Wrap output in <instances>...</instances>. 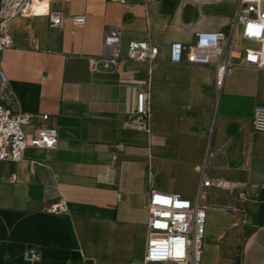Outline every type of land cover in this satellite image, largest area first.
<instances>
[{
  "label": "crops",
  "instance_id": "0c3cea01",
  "mask_svg": "<svg viewBox=\"0 0 264 264\" xmlns=\"http://www.w3.org/2000/svg\"><path fill=\"white\" fill-rule=\"evenodd\" d=\"M238 4L42 0L37 15H8L13 46L0 57L9 80L2 96L14 110L49 114L58 142L0 161V264L136 263L146 248L150 191L193 198L197 167L245 184L207 190L205 264H264V132L253 128L256 107H264V69L240 65L249 44L239 37L216 94L213 66L191 63L185 51L170 58L171 44L185 46L197 31H227ZM52 9L65 14L62 25H50ZM77 14L85 16L81 26L70 20ZM115 28L123 47L158 45L156 58L91 70L103 34ZM140 89L150 105L148 132L125 126Z\"/></svg>",
  "mask_w": 264,
  "mask_h": 264
},
{
  "label": "built area",
  "instance_id": "2783aa9c",
  "mask_svg": "<svg viewBox=\"0 0 264 264\" xmlns=\"http://www.w3.org/2000/svg\"><path fill=\"white\" fill-rule=\"evenodd\" d=\"M126 0H121L125 2ZM42 0H0V57L13 46L6 18L9 14L28 13L37 15ZM39 9V10H38ZM1 13L3 15L1 16ZM51 26L63 24L65 14L52 9L47 13ZM73 25L85 22L83 14L70 16ZM249 44L244 49L242 66L264 69V3L263 0H239L227 31L200 30L193 42L182 46H170V58L179 61L186 52L193 64L214 67V88L216 94L222 88L226 74L233 63L230 52L236 36ZM159 53L158 45L148 40H131L125 47L121 44L119 29L103 34L102 51L90 61V69H109L122 60L150 62ZM9 80L0 67V161H19L27 148L53 149L58 142L56 126L50 122L47 113L36 114L12 109L2 96L8 89ZM125 126L136 130L150 131V105L146 92L140 89L136 95L135 109L128 115ZM253 128L264 132V107L258 106L253 116ZM201 176L193 198L178 193L152 189L147 200L149 220L146 224L147 238L144 257L133 264H202L206 230V207L204 200L209 188L240 191L245 187L241 181L222 177H209L196 168ZM16 175H11L15 180Z\"/></svg>",
  "mask_w": 264,
  "mask_h": 264
},
{
  "label": "rangeland",
  "instance_id": "374dc122",
  "mask_svg": "<svg viewBox=\"0 0 264 264\" xmlns=\"http://www.w3.org/2000/svg\"><path fill=\"white\" fill-rule=\"evenodd\" d=\"M263 3H264V0H263ZM238 41V40H237ZM208 212L206 211V214H207ZM207 223H208V217H207V219H206V230H205V237H206V231H207ZM204 240H205V238H204ZM202 264H205V262H204V255H203V260H202Z\"/></svg>",
  "mask_w": 264,
  "mask_h": 264
},
{
  "label": "bare ground",
  "instance_id": "6f19581e",
  "mask_svg": "<svg viewBox=\"0 0 264 264\" xmlns=\"http://www.w3.org/2000/svg\"><path fill=\"white\" fill-rule=\"evenodd\" d=\"M238 38H239V36L237 35V36L235 37L234 43L238 40ZM234 43H233V45H234Z\"/></svg>",
  "mask_w": 264,
  "mask_h": 264
}]
</instances>
